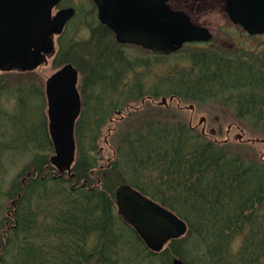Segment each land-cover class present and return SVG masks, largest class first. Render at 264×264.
I'll return each mask as SVG.
<instances>
[{"label": "trees", "instance_id": "16d2710c", "mask_svg": "<svg viewBox=\"0 0 264 264\" xmlns=\"http://www.w3.org/2000/svg\"><path fill=\"white\" fill-rule=\"evenodd\" d=\"M96 28L93 45L101 48L88 52L96 53L101 59L93 66L100 69L87 78L94 85L103 86V90L114 92L123 80L121 73L137 66L144 67L146 63H127L120 49L102 46L100 39L113 34L100 24ZM80 46L81 43L74 44L72 49ZM191 56L193 65L188 71L175 79V76L158 79L150 94L157 97L156 92L160 90L182 100L205 102L219 99L218 94L230 91L228 105L233 107L237 119L258 127L264 134V51L261 57L253 60L217 51L192 52L188 57L190 61ZM153 57L169 60L172 56ZM68 62L76 63L72 59ZM76 66L81 70L79 64ZM148 67L149 64L146 66L149 70ZM178 78V85H175ZM164 83L171 88L162 90L160 84ZM132 86L140 91L135 99L146 95L144 81L134 80ZM28 92L33 93L32 89H27ZM92 96L96 98L95 94ZM115 104L123 105L121 102ZM86 111L85 120L81 117L77 125L78 158L73 169L77 185L74 186V180L63 179L65 188L62 180H41L43 168L49 165L48 158L44 167L33 170L26 184L28 190L21 188L16 193L15 199L18 195L21 197L15 216L17 226L3 229V222L0 223V236H8L0 264L111 263L110 258L116 256L121 237L134 233L116 214L113 190L114 185L122 183L134 186L175 212L189 227L185 237L170 242L160 254L148 251L135 236L136 254L140 249L144 253L138 260L140 264H157L158 258L162 264H171L174 258L186 262V256L202 263L206 261L205 264H264V162L242 157L239 152L231 154L228 143L209 141L183 122L174 124L167 120L151 121L133 136L129 133L123 140L124 148H116L117 157L110 167L99 168L96 172L94 141L98 129L105 124L103 114L106 112H97V106L93 108V105ZM36 130L29 133L32 141V132ZM87 130L93 137L85 146ZM41 133V138L49 143L48 151H52L48 134ZM37 173L40 174L38 178L35 177ZM155 174L157 176L151 179ZM95 175L99 176L101 185L94 180ZM35 185L41 188L37 193ZM35 196L43 203L31 213L30 203ZM21 206H27L22 213ZM39 233L58 242L56 251L62 250L58 256L64 255L61 260L50 255L53 251L46 252L34 244L33 236ZM91 236L101 237L96 246L88 249L84 243Z\"/></svg>", "mask_w": 264, "mask_h": 264}, {"label": "rangeland", "instance_id": "374dc122", "mask_svg": "<svg viewBox=\"0 0 264 264\" xmlns=\"http://www.w3.org/2000/svg\"><path fill=\"white\" fill-rule=\"evenodd\" d=\"M59 7H74L76 9V16L68 23L66 31L60 39L56 40L57 58L50 59L47 64L29 74L19 73L18 71L7 73L0 72V223L3 222V229L4 227L6 229L8 226L15 225L17 222L15 216L18 212L19 205H17V212L12 215V218L8 217L7 214L15 209L11 202L15 199L18 190L21 188L26 189V191L28 190L27 185L29 181L26 182L25 180L26 174L40 166L44 167V162L47 158H50V156L54 154L53 152H48V148L39 152L37 150H30L29 146L26 147L25 150H18L17 146L18 142L20 143L26 140L28 133L34 128V126L31 127L32 125L42 124L48 130V103L46 98L47 79L72 59L81 67L79 90L83 98L82 117L84 120L88 114L86 110L92 105L93 108L98 105L92 94L96 95L98 93L99 97L102 98L101 93H103L104 87L94 85L92 81L87 78L100 69L99 67L94 69L93 66L97 61L99 63L101 59L96 56V53L88 52V50L94 51V49L100 51L101 48L99 45H93L94 33L97 32L96 25L99 24L97 8L91 0H63ZM201 11L202 12L199 13L193 12V18L212 31V41L203 44L186 45L169 60H156L147 51L135 46L120 47L111 34H107L104 38L98 36V39L102 38L100 39L102 46L109 45L111 50L112 47L120 49L121 56L125 57L127 63H146L144 67L137 66L124 72L126 75L123 77L122 82L117 85L118 87L115 89V93L120 94L122 98H126L129 94V89H135V87L132 86L134 80H137L138 83L144 81V91L146 93L153 92V90H155V81L158 79L165 78L167 80L169 76H175L173 79L181 77L185 71H188L192 67V56L194 55L191 56V61L188 59L192 52L201 54L203 52L217 51L221 54H228L234 57L235 55H242L245 58L248 57V60L258 59L262 56L264 51V35L259 37L247 35L239 26H235L231 23L222 6H208L206 8H201ZM62 42L65 44L63 45ZM78 43H81V46L78 47L77 50H73L72 47L74 44ZM87 43H90V45ZM64 50L70 51V53L65 55V52H63ZM62 52L63 54L61 55ZM96 57L98 60H96ZM76 63H74V66H76ZM148 64L149 70L146 68ZM178 82L179 78L174 84L178 85ZM160 86L164 91L166 88H171V86L165 83L160 84ZM30 88L34 90L33 93L28 92L26 94L27 103L25 106L20 105V96L22 94L20 91H23L25 94L26 90ZM93 90L95 91L93 92ZM229 93L230 91L218 94L219 99L207 100L205 102L183 100L180 102V105H178L177 100H174L172 104L170 103L168 108L155 107L153 104L147 102L146 108L143 109L144 112L142 113H145L144 115L147 116L150 115V117L141 123H135L137 119L131 118L135 114L133 113L130 118H125L115 125L110 122V118L115 117L114 113L109 114L110 118L105 121L101 129H98V135L94 141L96 148L93 155L96 157L98 164L96 172L100 167L112 163L115 157H117L116 148H124L125 142L123 140L126 136L130 134L133 136V133L148 126L150 120L160 122L168 120L174 124L179 122H183L186 125L191 124L196 128L198 133H200L202 129H205L207 134L205 137L209 141L217 143H222L223 141L229 142L228 149H231V154H233L232 152H239L238 154L241 153L242 157L244 156L248 159L261 160L264 162V134L258 127L250 125L247 121L243 122L237 119L233 107L228 105ZM105 94L108 99H113V93L110 90L106 91ZM156 94V102H161L163 97L169 99L171 96V93L165 94V92L162 93L160 90L157 91ZM103 99H105V97H103ZM104 102L105 104L107 103L105 100ZM86 105L88 106L87 108ZM191 105L195 106L193 112L187 109ZM134 106H141V100L135 101ZM179 106L183 109H180ZM113 110L114 109H112V111ZM121 111L126 114V108H122ZM201 118L206 119L203 125H200ZM37 122L39 123L37 124ZM110 130H112V133L108 138L109 142L106 144L105 140ZM85 134L87 139H85L84 145L86 146L88 142H91L90 138H92L93 135L88 130ZM239 136H242V138L238 139ZM251 141L256 143H251ZM37 152L41 158L37 160L36 166H34V155ZM45 173L51 176L54 175L55 171L51 168H43L42 175H45ZM156 176V174L152 175L151 179ZM98 179L99 176L95 175L94 180L97 181ZM54 180H62L61 183L63 185L65 179L56 178ZM71 185L70 183V186ZM92 185L95 184L93 183ZM116 186L117 185H114V189ZM63 187L66 188V185H63ZM40 189V187H36L35 185V193ZM42 203L43 202L35 196V200L30 203L31 213L33 209L39 208ZM26 207L27 206H21V213ZM7 218H9V220H7ZM5 238L6 236H3V239ZM121 239L122 241L118 242L116 256L110 258L111 263L109 262L108 264H138V260L142 259L144 253L142 249H140L139 254L134 252V246L137 243L135 236H124L121 237ZM156 261L157 264H162L163 262L160 261L159 258L156 259L155 262ZM205 262L206 261L202 263V261L200 262L199 259L195 258L189 259L186 256L185 263L205 264Z\"/></svg>", "mask_w": 264, "mask_h": 264}, {"label": "water", "instance_id": "95a60500", "mask_svg": "<svg viewBox=\"0 0 264 264\" xmlns=\"http://www.w3.org/2000/svg\"><path fill=\"white\" fill-rule=\"evenodd\" d=\"M99 19L122 44L141 46L157 55H170L188 42H207L212 36L195 26L183 12L173 11L172 0H93ZM234 24L250 35L264 34V0H224ZM60 0H0V71H32L54 51L53 37L63 33L74 17L73 8H53ZM78 71L65 65L47 82L50 131L56 155L51 158L62 174H71L75 161L74 125L81 110ZM166 104V99H163ZM74 176V175H73ZM119 215L152 251L186 234L187 225L169 210L129 185L115 190ZM172 264H184L175 259Z\"/></svg>", "mask_w": 264, "mask_h": 264}, {"label": "flooded vegetation", "instance_id": "af4514ba", "mask_svg": "<svg viewBox=\"0 0 264 264\" xmlns=\"http://www.w3.org/2000/svg\"><path fill=\"white\" fill-rule=\"evenodd\" d=\"M62 1H61V4H62ZM223 3H224L223 0H213V1H209V0H175V1L171 2L170 6L174 10L186 12L187 15L192 19V21L195 24L202 25L203 26L204 24H200V23H198L197 21L194 20V18H193V12H195V13L202 12L201 11V8H206L208 6H212V7L213 6L214 7L215 6H222V8H224V4ZM66 8H68V7H66ZM61 9H63V8H60V7H57V9L55 8L52 11V16L54 17L55 14L59 10H61ZM75 16H76V14H75ZM62 35H57V36L55 35L53 37L54 51L51 54H49V55L46 56V60H45V62L43 63L42 66H44L45 64H47L50 59H54V58L56 59L57 58L56 57L57 56L56 40L57 39H60V37ZM113 36L115 38V35L114 34H113ZM115 40H116V38H115ZM117 42L118 41L116 40V43ZM63 44H65V43H63ZM117 44L119 46H121V47L122 46H134V45L119 44V42ZM138 48H140V47H138ZM63 52H65V55L70 53V51H65V50ZM147 52L149 54H152L149 51H147ZM42 66H40V67H42ZM40 67H38L37 69H35L33 71H21V70H19L18 72L19 73H28L29 74L31 72H35ZM54 73H56V71ZM121 74L122 75L120 77H123V76L126 75V73H121ZM106 91H108V90H103V93H101L102 98L99 97L98 93L95 95L96 98L94 100L96 101V103H98V105H97V112L99 111L102 114H103V112H106V114H103V116L105 117L106 120L108 118H110L109 114L114 113L115 117L114 118L113 117L110 118V122L111 123H114L115 125H117L119 122L123 121L125 118L126 119L127 118H130L133 113H135V114L131 118H136L137 119L135 123L144 122L146 119H148L150 117V115L147 116V115H144L145 113H142V112H144L143 109L146 108V103L147 102H149L150 104H153V106H155V107L157 106V107H165V108H168L170 106V103L172 104L174 100H177L178 105H180V102H181V99L178 98V97H175V96H170L169 99L167 97H165L168 100V104L167 103L166 104H163V102H156V99H155L156 97H153L150 94L151 92L150 93H146L145 91H143V93L146 94V95L142 99H140L141 100V106L135 107L134 106V102L137 101V99H135L136 98V93H139L140 91H137L136 89H129V91H128L129 94L127 95V97L126 98H122L120 94L115 93V91L112 92L113 90H110L113 93V99H111V98L108 99L107 95L105 94ZM103 97H105V99H103ZM163 98H162V100H163ZM104 100L107 102L106 104H105ZM21 101H23L22 98H21ZM81 101L83 102L82 93H81ZM118 102H121L123 105H120V106L117 105L116 106L115 103H118ZM110 103H112L111 109L108 108ZM179 107H181V106H179ZM122 108H126V114L123 113V111H121ZM112 109H114V110L112 111ZM190 111L193 112L194 109L193 110L190 109ZM205 122H206V120H204V123ZM38 123L39 122H37V124ZM190 126H191V128H193V126L191 124H190ZM35 128L37 130L34 131V132H32V138H34L33 141H32V139H30L27 142H26V140H24L23 141L24 143L23 142L18 143V145H17L18 146V150H21V149L25 150V148L29 146L30 150H37V151L40 152V151H43V149L46 150L47 148H49V143L47 144V142H45L44 139L41 138V135H42L41 132L42 131H46V134H48V137H49L48 130L42 124L34 125V128L33 129H35ZM111 131L112 130L109 131L108 137L105 140V143L106 144L109 142L108 138L111 136V133H112ZM49 140L51 142L50 137H49ZM36 147H37V149H36ZM39 157H40L39 156V153L37 152L34 155V159L35 160L36 159L38 160ZM34 166H36V163L34 164ZM47 168H49V166H46V169ZM39 176H40V174L37 173L35 177L38 178ZM39 178L41 180H46V179L49 180L50 178H53V179H56V178L62 179L63 178V179H65V177H56L54 175L49 176L46 173H45V175L42 176V178L41 177H39ZM71 178H73L74 180H76V176H73V177L67 176L65 180L69 181ZM26 180H28V179L26 178ZM74 185H77V181L74 183ZM37 187H39V185ZM0 237H2L0 239V255H3L4 254V249H5L4 246L6 245L7 240L3 239V236H0ZM98 237H101V236H91L88 240L86 239V242L84 243V246L86 248H88V249H91L92 247L96 246L98 244ZM3 240H4V242H3Z\"/></svg>", "mask_w": 264, "mask_h": 264}]
</instances>
